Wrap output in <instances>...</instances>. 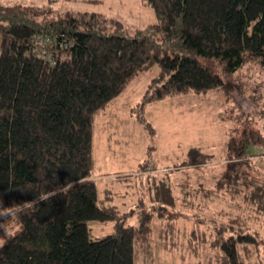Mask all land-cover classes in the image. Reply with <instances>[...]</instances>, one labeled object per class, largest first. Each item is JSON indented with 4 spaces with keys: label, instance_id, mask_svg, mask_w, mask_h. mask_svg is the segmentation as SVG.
<instances>
[{
    "label": "trees",
    "instance_id": "1",
    "mask_svg": "<svg viewBox=\"0 0 264 264\" xmlns=\"http://www.w3.org/2000/svg\"><path fill=\"white\" fill-rule=\"evenodd\" d=\"M49 2L47 7L0 4V198L19 210L15 236L0 246V264H134L135 244L150 243L153 219L171 224L186 204L177 208L173 188L163 179L156 186L161 193L154 189L148 200L140 197L128 210L111 205V188L99 195L96 116L154 65L159 72L134 109L149 130L147 104L209 90L230 98L228 76L256 60L264 68V0H143L157 16L144 28L126 27L99 12L55 13V0ZM237 130L231 131L226 157L237 166L233 163L227 179L235 192L261 198L244 201L246 208L263 209L264 175L248 170L258 151L264 156V136L254 127ZM208 158L212 155L200 148L188 153L190 165ZM241 165L247 170L240 172ZM117 180L144 191L135 172ZM67 181L72 186L65 196L42 202L35 213L28 202L35 193L19 190H52ZM242 215L212 226V247L222 252L225 264H242L244 254L251 256L260 243ZM129 218L138 224H127ZM92 221L112 223L113 232L94 238ZM164 229L172 233L171 225Z\"/></svg>",
    "mask_w": 264,
    "mask_h": 264
},
{
    "label": "rangeland",
    "instance_id": "2",
    "mask_svg": "<svg viewBox=\"0 0 264 264\" xmlns=\"http://www.w3.org/2000/svg\"><path fill=\"white\" fill-rule=\"evenodd\" d=\"M49 1L0 0V4L47 7L51 4ZM52 8L55 13L99 12L120 20L130 28H144L157 21L155 9L143 0H55ZM158 72L159 66L154 65L139 73L118 98L97 114L93 126L94 175L99 195L105 187L120 194L131 192L127 185L129 181L121 182L117 177L135 172L138 179L147 182L157 180V186L161 185L162 179L172 181L175 205L178 204L179 209L186 204L182 217L169 220L171 224L159 218L153 219L150 243L138 241L135 244L134 264H225L222 252L218 247H212V226L237 214L248 218L250 229L257 231L260 238L253 254H244L242 264H264V208H246L244 202L250 200V204L257 203L251 201L261 198L255 195L249 197L242 191L237 193L231 189L233 181L230 182L231 178L228 180L227 176L233 163L236 165L237 162L226 159L232 129L241 132L245 127H254L264 136V68L256 60L228 76L230 98L218 90H209L176 94L147 104L144 115L154 128L149 130L138 120L134 109ZM236 84L239 88L235 87ZM255 95L261 96V99L255 101ZM193 148H200L212 158L199 165H190L188 153ZM257 149L253 148L255 152ZM259 152L252 158L248 172L263 177L264 156ZM144 161L148 167L139 171L138 165ZM153 168L160 172L156 173ZM239 170L246 171L247 166L241 165ZM145 188L142 187V190ZM154 189H160V193L163 191L162 187ZM136 190L132 188L134 195L138 194ZM185 195L187 198L190 196L189 201ZM122 198L117 195L114 202L121 205ZM199 204L203 209H197ZM166 212L180 216L176 209ZM196 213L200 215L197 218ZM137 220L129 218L127 224L137 225ZM166 225H171L172 233L165 232ZM91 227L94 238L113 232L112 223L104 226L92 221ZM17 229L16 222L14 231ZM4 242H0V246ZM250 250L253 251L252 248Z\"/></svg>",
    "mask_w": 264,
    "mask_h": 264
},
{
    "label": "clouds",
    "instance_id": "3",
    "mask_svg": "<svg viewBox=\"0 0 264 264\" xmlns=\"http://www.w3.org/2000/svg\"><path fill=\"white\" fill-rule=\"evenodd\" d=\"M71 186V182L67 181L65 184H58L52 190H48V188L44 191L26 188H19V190L22 192L31 191L35 193V198L32 201H28L32 205L31 211L35 213L38 211L39 205L42 202L49 201L50 198L57 195H62L64 197ZM18 215L19 210L15 204L6 207L4 206L3 199L0 198V242L12 239L15 236L14 228Z\"/></svg>",
    "mask_w": 264,
    "mask_h": 264
},
{
    "label": "crops",
    "instance_id": "4",
    "mask_svg": "<svg viewBox=\"0 0 264 264\" xmlns=\"http://www.w3.org/2000/svg\"><path fill=\"white\" fill-rule=\"evenodd\" d=\"M153 23V22H152ZM149 24H151V23H149ZM153 169H155V172L156 173H159L160 171H158L156 168H153ZM139 171L137 170V172L136 173H138ZM154 178V177H153ZM152 178V179H153ZM144 181V182H143ZM164 182H165V185H168L167 184V178H165V180H163ZM112 182V181H111ZM110 182V183H111ZM160 182H161V180H160ZM142 183L144 184V185H142ZM142 183H140L141 185L140 186H142L143 188L146 186L147 187V189H144V191H137L138 192V194L137 195H134L132 192H129V193H127V192H125L124 194H120L119 193V191H117V192H115L114 194H113V197H112V199H111V201H110V203H111V205H114V206H118L120 209H124V210H128L130 207H132L133 205H135L136 204V202L137 201H139V199H141V198H144L145 200H148V198H149V192H153L154 191V188L157 186V185H159V183L157 184V180H154L153 179V181H151V182H147V180H145V179H142ZM147 184L149 185V186H147ZM170 186H172V181L170 182ZM130 189H132V188H130ZM116 190V189H115ZM145 192V193H144ZM120 196V197H123L122 198V201H120L121 202V205H119L118 203H115L114 202V197L115 196ZM150 195L152 196L153 194H151L150 193ZM141 197V198H140ZM176 197V196H175ZM129 203V204H128ZM165 203H167V202H165ZM121 206V207H120ZM182 209L184 210V206L182 207Z\"/></svg>",
    "mask_w": 264,
    "mask_h": 264
}]
</instances>
